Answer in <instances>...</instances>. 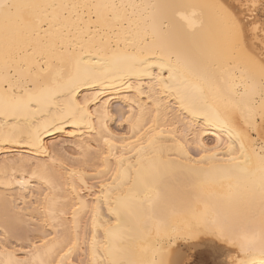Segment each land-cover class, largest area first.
<instances>
[{"label":"snow or ice","instance_id":"6c2138e0","mask_svg":"<svg viewBox=\"0 0 264 264\" xmlns=\"http://www.w3.org/2000/svg\"><path fill=\"white\" fill-rule=\"evenodd\" d=\"M157 56L162 72L152 76ZM124 76H151L148 95L160 102L139 115H112L105 102L97 113L103 146L81 168L64 165L71 181L57 188L34 170L48 192L28 216L5 198L0 264H72L78 254L79 264H264V0H0L5 126L58 106L62 92L71 96L62 114L78 123L99 97L79 102L73 94ZM172 93L186 113L235 134L238 148L185 140L169 125L162 97ZM109 119L129 131L111 132ZM30 136L38 143L39 127ZM230 250L235 255L221 259Z\"/></svg>","mask_w":264,"mask_h":264},{"label":"bare ground","instance_id":"6f19581e","mask_svg":"<svg viewBox=\"0 0 264 264\" xmlns=\"http://www.w3.org/2000/svg\"><path fill=\"white\" fill-rule=\"evenodd\" d=\"M123 2L134 4H199L208 2V0H123ZM149 11H145L144 15L148 16ZM143 27L150 30L151 21H148ZM198 38L199 33L190 37L192 40ZM149 42H151L150 36ZM156 61L152 64V76L162 72L158 63L159 56L156 57ZM163 75L167 79L166 68L163 69ZM151 83V76L102 77L99 80H93L73 94L79 102H83L85 96L95 97L98 95L99 97L98 100L89 105V111L92 115L78 123H73L67 114H62L67 112L65 105L71 100V96L63 92L60 93L61 99L56 102L58 106L45 108L42 113L37 114L35 117L30 115L17 116L11 118L7 126L4 124V119L0 117V189L11 190L16 188L18 193L17 197H14L0 192V205L7 198L10 205L15 204L17 210H23L22 214L25 216L31 215L29 207L33 204V201L42 204L44 193L48 192V185L43 180L34 177L33 171L39 168L40 172L52 180L57 188L60 187L61 181H71L67 171L64 170V165H67L68 171H71L73 167L81 168L83 160L91 156V152L96 149L97 145L103 146V139L100 138L101 125L97 113L103 110L105 102L109 105L108 111L112 115H115L113 113L114 104L126 106L125 115L129 110L139 115L140 108L144 105L154 108L155 103L160 102L161 98L156 93H153L152 96L148 95ZM129 84L132 85L131 88L128 87ZM4 86L3 81L0 80V89ZM141 86L144 89L143 93L137 91V88ZM162 99L171 109L168 113L169 125H179L180 132L184 133V139L188 140L190 144L192 140H195L201 145L211 148L218 140L222 142V146L235 141L238 148L239 140L235 134H232L230 138L228 129L206 125L202 116H193L183 111L176 102L175 93L170 96H163ZM119 112L121 111L119 110ZM77 119H80L79 115H77ZM112 121L111 119L107 121V127L115 133L118 130L112 128L110 124ZM45 123L48 125L46 130L43 127ZM118 124H120V121ZM120 126L122 125L120 124ZM124 126L123 133H127L129 131L128 126ZM37 127L40 129V139L38 143L34 144L30 142V133H33ZM5 133L12 139H19L20 142L13 143L11 139H5ZM189 137H191V140H189ZM58 139H63V143L59 144L60 142H58L56 144L55 142ZM63 144L71 146L74 152L72 154L66 153L63 150ZM196 151L195 144H192V152L195 153ZM235 155H239V153L237 152ZM217 179L218 176L215 174L209 177V180ZM19 180H24V184L18 183ZM76 183L78 185L79 181L77 180ZM88 183L91 184L90 179ZM65 191H71V183L67 184ZM84 198L91 200L93 197H89L85 193ZM104 212H107L106 208ZM1 214H3L2 211H0V217ZM85 219L87 220L88 217L85 216ZM9 227H11V224H9ZM4 228L5 223H0V232ZM232 255H235V252L230 250L221 259H226ZM57 259L59 258L57 257ZM70 259H72V264H79L81 255H75Z\"/></svg>","mask_w":264,"mask_h":264},{"label":"rangeland","instance_id":"374dc122","mask_svg":"<svg viewBox=\"0 0 264 264\" xmlns=\"http://www.w3.org/2000/svg\"><path fill=\"white\" fill-rule=\"evenodd\" d=\"M119 110L121 112H126L127 111V108L126 106L122 105V104H114V107H113V113L116 114L117 112H119ZM118 120H113L110 124L112 126L113 129L115 130H119L121 128H123V130L125 129V126H120V124H118ZM58 142H60L59 144H62L63 143V139H58L55 143L58 144ZM63 150L66 152V153H73V149L71 148V146H68L67 144H63ZM12 156H15V155H12ZM0 192H3L5 193L6 195H12L14 197H17L18 193H17V189L14 188V189H5V188H1L0 189ZM0 223H5L4 221V218H3V214H1V217H0Z\"/></svg>","mask_w":264,"mask_h":264}]
</instances>
